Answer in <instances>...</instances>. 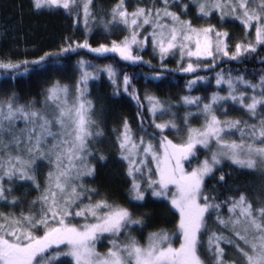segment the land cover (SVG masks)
I'll return each mask as SVG.
<instances>
[{
	"label": "snow or ice",
	"instance_id": "6c2138e0",
	"mask_svg": "<svg viewBox=\"0 0 264 264\" xmlns=\"http://www.w3.org/2000/svg\"><path fill=\"white\" fill-rule=\"evenodd\" d=\"M31 7L37 12L62 10L74 30L82 29L83 39L66 35L55 51L31 59L0 58L5 76L48 78L39 109L33 101L18 103L15 93L0 100V208L9 209L0 210V264H264V201L254 206L239 189H234L239 195L223 200L215 189L212 195L204 190L206 177L215 176L218 186L224 184L220 169L225 161L264 175V69L255 82L215 71L218 61L242 62L243 55L264 48V0H141L131 10L126 0H116L99 17L92 0H31ZM192 9L196 19L215 16L218 24L197 26L182 18ZM97 24L106 34L121 35L92 46L90 33ZM227 24L242 30L234 43ZM149 45L153 59L146 60ZM81 50L96 59L111 54L113 61L146 65V79L157 82L168 72L166 58L173 57L176 67L171 71L191 75L184 85L188 92L210 82L208 76L196 75L207 70L214 73L211 83L224 94L213 91L206 102L186 94L177 105L147 91L141 98L133 77L121 75L117 63L96 66L83 55L75 62L73 84L52 78L62 70L63 60ZM260 60L264 63V57ZM101 75L114 95L123 92L138 109L135 130L125 117L112 131L127 179L128 203L143 207L149 194L166 203L175 217L171 232L158 228L141 240L133 232L143 231L147 216H134L132 208L84 182L94 176L95 160L106 159L93 148L103 133L88 98L90 82ZM178 105L186 109L182 125L173 111ZM230 111L241 115L231 117ZM194 119L201 121L198 126L191 123ZM17 122L23 124L18 131ZM169 132L179 139H170ZM40 162L48 169L42 184ZM18 183L30 184L36 195L27 209L21 206L16 212L19 200L12 193ZM102 240L107 244L99 251Z\"/></svg>",
	"mask_w": 264,
	"mask_h": 264
},
{
	"label": "trees",
	"instance_id": "16d2710c",
	"mask_svg": "<svg viewBox=\"0 0 264 264\" xmlns=\"http://www.w3.org/2000/svg\"><path fill=\"white\" fill-rule=\"evenodd\" d=\"M116 0H92V9L95 11L109 9ZM141 0H126L129 10L137 6ZM145 3H150L151 0H143ZM177 10V9H174ZM61 11L54 12H37L31 7V0H0V58L11 57L31 59L42 51H55L61 40L66 35L72 36L74 39H83L82 29L74 30L70 19L61 14ZM193 21L195 25L204 23L218 24V19L213 16L211 19L201 20L195 18V10L185 17ZM100 27H94L90 33V43L96 46L100 42H105L110 39L118 38L120 32H112L110 35L100 30ZM225 30L231 33V41L235 42L243 35L241 28L233 24L225 25ZM86 60H91L93 65L100 66L105 63L115 62L121 75L124 72L129 73L133 79L132 84L139 89V94L143 98L144 93L150 92L160 99L178 100L180 96L190 94L206 97L211 92L218 90L211 83L214 73L207 70H200L196 75H204L209 77V83L194 86L191 92L185 89V81L191 78V75L180 73L179 71L172 72L176 67V61L173 58L166 59L168 72L162 82L150 81L146 79L145 73H149L146 65L135 66L126 65L124 62H119L111 59V54L108 59H96L93 54L81 50L79 55H72L69 59L63 60V68L56 74L62 83H74L76 78L75 62L80 56ZM260 57H264V48H261L257 53L251 55H243L242 62L230 61L223 59V62L218 61L215 71L223 70L225 75L229 72L233 76L243 75L245 79L256 81L264 69V63H261ZM144 59H153L152 53L147 50L143 54ZM154 65H158V61L153 60ZM48 86V78L36 75L12 77L0 72V100L5 99L8 95L15 93L16 101L20 104H27L29 101L35 103V107H40V102L43 99L41 93ZM89 99L94 103V119L97 120L100 130L103 135L95 139L93 148L95 151L103 153L106 156L105 161L95 160V174L93 177L85 178V184L95 187L103 195H106L109 200L117 203L125 204L132 208L133 214L145 215V227L142 232H134L141 240L148 232L158 228H163L171 232L175 226V217L170 212L168 206L164 202L155 201L150 194L143 204V207H136L134 204L128 203L126 193L127 179L124 175L123 162L117 157L116 150L113 147L115 137L112 135L114 128H118L120 122L127 117L130 125L135 130L139 121L136 120L137 106L131 99L124 95L123 92L119 96L114 95V89L107 81L106 77L101 75L97 81H91L89 86ZM145 118L147 119L146 108L144 109ZM150 123V121H149ZM151 131V129H149ZM170 139H173L172 132L167 133ZM139 133L137 132V137ZM174 140V139H173ZM199 157L203 155L199 152ZM45 163H40L37 170L38 179L43 183V175L47 172ZM225 174V181L222 186H218L215 176L205 178L204 190L210 195L215 194L219 199L223 200L229 195H239L242 191L247 196L248 200L254 206H258L259 202L264 201V175L258 171L252 172L246 169H237L230 166L229 163H224L220 169ZM220 173L217 172L216 176ZM20 194L18 197L22 201L18 206H25V203L31 201L36 195L31 185L24 187L22 184H16ZM239 189V191H234ZM226 212V209H225ZM209 225H212L213 220L210 217ZM202 236L201 239H205ZM178 243V240H177Z\"/></svg>",
	"mask_w": 264,
	"mask_h": 264
},
{
	"label": "rangeland",
	"instance_id": "374dc122",
	"mask_svg": "<svg viewBox=\"0 0 264 264\" xmlns=\"http://www.w3.org/2000/svg\"><path fill=\"white\" fill-rule=\"evenodd\" d=\"M111 8V7H110ZM109 8V9H110ZM93 12H94V14H96L98 17L100 16V15H106L107 14V12H108V9H104V10H98V11H95V10H93ZM94 27H100L99 26V24H97V25H95ZM93 27V28H94ZM101 28V27H100ZM100 30H102L103 31V29L101 28ZM147 50H149L150 51V53H152L151 52V46L149 45L148 46V49ZM168 58H173V57H168ZM168 58H166V59H168ZM174 59V58H173ZM223 59V58H222ZM209 63L211 64V61H209ZM70 84H73V83H70ZM215 91H218V90H215ZM221 95H223L224 94V92H222V93H220ZM162 100H164L166 103H168V102H171L173 105H177V102H178V100L176 101V100H173V99H162ZM203 102V101H202ZM206 102V101H205ZM40 108V107H39ZM38 108V109H39ZM185 108L182 106V105H178V106H176V107H174L173 108V111L176 113V116H177V122H178V124H180V125H182L183 124V114H184V112H185ZM187 111H195V109L194 108H189V109H187ZM239 115H241V113H239V112H233V111H230L229 112V116H231V117H235V116H239ZM224 117H221V119H223ZM241 118L242 119H249L248 117H246V116H241ZM200 120H198V119H194V120H192L191 121V123L193 124V126H198L199 124H200ZM249 122H252L251 121V119H249ZM23 127V124H22V122H17V131L20 129V128H22ZM173 134V139L174 140H178L179 139V137L177 136V134L176 133H172ZM201 151V154L203 153V155L200 157V158H203L204 157V152H203V150H200ZM199 154V153H198ZM193 162H195V161H193ZM40 163H44V162H40ZM224 163H229V162H227V161H225ZM223 163V164H224ZM6 187H7V185H5ZM24 186V185H23ZM14 187V190H13V195L14 196H16L17 198H18V200H19V204L22 202L21 200H20V198L18 197V194H20V192L18 191V189H23L24 190V188H20V187H18L17 185H14L13 186ZM24 187H28V185L27 186H24ZM30 201H28L27 203H25V206H24V208L25 209H27V205H28V203H29ZM0 203H2V202H0ZM18 204V205H19ZM17 205V207L14 209V211H16V212H19V210H20V206H18ZM0 210H3V211H8L9 209L8 208H0ZM133 235H135V233L133 232ZM107 244V240H102V241H100V242H98V250L99 251H104L105 250V248L103 247V245H106Z\"/></svg>",
	"mask_w": 264,
	"mask_h": 264
}]
</instances>
